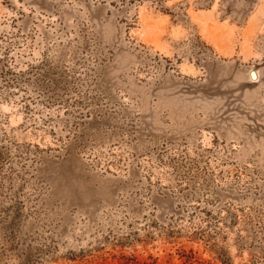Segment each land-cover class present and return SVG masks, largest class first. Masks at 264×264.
<instances>
[{
  "label": "rangeland",
  "instance_id": "obj_1",
  "mask_svg": "<svg viewBox=\"0 0 264 264\" xmlns=\"http://www.w3.org/2000/svg\"><path fill=\"white\" fill-rule=\"evenodd\" d=\"M0 264H264V0H0Z\"/></svg>",
  "mask_w": 264,
  "mask_h": 264
},
{
  "label": "bare ground",
  "instance_id": "obj_2",
  "mask_svg": "<svg viewBox=\"0 0 264 264\" xmlns=\"http://www.w3.org/2000/svg\"><path fill=\"white\" fill-rule=\"evenodd\" d=\"M257 78V74L254 72V76L252 77V79H256Z\"/></svg>",
  "mask_w": 264,
  "mask_h": 264
},
{
  "label": "water",
  "instance_id": "obj_3",
  "mask_svg": "<svg viewBox=\"0 0 264 264\" xmlns=\"http://www.w3.org/2000/svg\"><path fill=\"white\" fill-rule=\"evenodd\" d=\"M249 75H250V77H253L254 76V72L251 71Z\"/></svg>",
  "mask_w": 264,
  "mask_h": 264
}]
</instances>
